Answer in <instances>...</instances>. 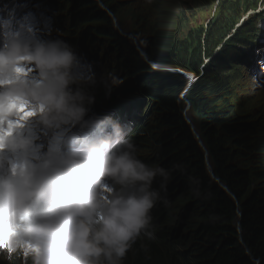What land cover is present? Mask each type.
<instances>
[{"label":"clouds","instance_id":"9594fccd","mask_svg":"<svg viewBox=\"0 0 264 264\" xmlns=\"http://www.w3.org/2000/svg\"><path fill=\"white\" fill-rule=\"evenodd\" d=\"M34 1L38 9L57 19L60 28L68 0ZM83 1L85 10L77 9L62 26L74 50L62 39L38 37L27 24L30 16L19 22L32 8L30 0H0V264H132L151 255L153 243L174 245L187 240L194 229L199 178L182 163L163 165V143L144 139L137 144L144 120L160 114L159 108L143 96L145 83L137 73L136 54L131 56L114 37L110 47L104 48L93 36L95 29L87 27L94 22H89ZM108 1L125 19V24L120 23L122 30L128 20H134L128 26L133 34L123 33L112 13L99 30H113L132 42L146 63L142 48L149 44L158 57L149 40L168 23L156 24L154 31L147 32L143 24L139 26L133 6H168L171 22L173 13L194 0ZM241 1L245 10L236 33L225 39L208 62L241 74L232 85L239 103L248 101L246 92L237 87L241 79H251V89L264 98V59L259 60L250 47L239 49L243 42H238L264 33V0H254L248 9L247 0H211L201 3L194 17V25L200 27L199 14L213 10L211 23L201 26L205 28L220 15L219 2ZM8 9L14 13L7 15ZM147 14L140 11L138 19ZM158 17L155 14L153 21ZM146 34L147 44L142 40ZM157 44L161 47L160 41ZM261 48L263 53L264 41L257 46ZM115 59L119 64L115 65ZM158 67L154 70L176 75L188 84L197 78L164 64ZM88 71L90 75L85 74ZM110 72L118 76H108ZM125 79L127 84L114 91ZM241 104L252 121L264 126V114L254 115L246 102ZM129 114L133 119H122ZM171 122L169 116L167 123ZM150 144L158 149L155 155ZM200 150L212 178L205 151ZM153 156L158 165L147 160Z\"/></svg>","mask_w":264,"mask_h":264},{"label":"trees","instance_id":"16d2710c","mask_svg":"<svg viewBox=\"0 0 264 264\" xmlns=\"http://www.w3.org/2000/svg\"><path fill=\"white\" fill-rule=\"evenodd\" d=\"M74 1L73 9L81 6L85 10L83 0ZM253 1L247 0L246 9ZM207 2L211 0H194L173 13L166 29L158 30L162 31L158 39L161 49L156 50L159 56L149 44L142 48L146 63L132 42L113 30L99 31L97 41L104 46L108 45L103 41L105 36L109 43L114 37L124 44L131 56L136 54L137 73L145 83L143 96L154 100L159 108L160 114H152L150 119L144 120L142 135L136 136L137 144L141 145L144 139H151V144L163 143V165L182 163L199 178L201 186L196 221L189 238L174 245L155 242L151 255L132 264H264V126L252 121L246 107L235 101L232 85L240 77L239 72L208 63L225 39L236 33L234 30L245 10L244 1L230 5L219 2L220 15L210 26L194 25L201 3ZM85 4L87 18L94 22V26L88 24V29L93 27L96 31L100 23L110 21L112 13L121 31L133 34L128 26L122 30L125 19L112 2L85 0ZM126 10L131 14L129 8ZM109 32L111 36L106 34ZM247 38L238 42L250 44L251 41H245ZM162 64L197 78L189 85L176 75L157 71ZM169 116L172 117L170 124L167 123ZM151 144L154 155L158 149ZM200 148L205 151L211 180ZM147 160L159 164L154 156ZM231 181L242 192L234 188ZM189 242L198 245L189 246ZM214 247H218L216 251ZM209 257L212 260H204Z\"/></svg>","mask_w":264,"mask_h":264},{"label":"rangeland","instance_id":"374dc122","mask_svg":"<svg viewBox=\"0 0 264 264\" xmlns=\"http://www.w3.org/2000/svg\"><path fill=\"white\" fill-rule=\"evenodd\" d=\"M26 1H29V0H26ZM30 1L32 4V7H34L36 4L35 1L34 0H30ZM215 1H217V0H215ZM133 8L135 10V13H137L136 20L138 21L139 26L141 24H143V26L145 27V31H147V32L151 33L152 30L154 31V27L156 26V24L169 23L168 14H170L171 11L168 9V6H164V5L149 6V5H146L145 7H143L142 5H134ZM140 11L148 12L147 18H144L142 21L140 19H138V15H140ZM212 13H213V10L212 11L207 10L204 12L203 15L199 14V18L201 20L200 26L208 25L211 23V18H212L211 14ZM155 14L159 15V17L157 18V21H156V19H154V21H153V16ZM29 16H30V18L27 20V24H31L35 21L37 22V20H38V22H40L39 19H34V18L32 19L31 18L32 15L28 14V13H26L25 16H23L21 19L23 21H25L27 19V17H29ZM128 23H129L128 26H130L132 23H134V20L130 19V20H128ZM52 31H54L53 28H52ZM42 32H50V31H48V25H44L42 27ZM60 35L61 34H59V36ZM161 35H162V32L155 31V35L151 36V38L155 43H158L159 42L158 39ZM116 46H118L117 48L119 49V45H116ZM103 47L106 48V46H104V45H103ZM109 47H110V45L107 46V48H109ZM126 68H128V67H126ZM116 76H118L117 73H116ZM125 84H127V79H125L123 81L120 80V85H118V87H115L114 91L120 89ZM237 87L246 92L245 98L248 101L241 99L242 100L241 103L246 102L247 108L254 115L264 114V98L258 94V92L255 88L251 89V84L249 83V81L247 82V81L241 79V81L238 82ZM89 91H91V90L88 89V92Z\"/></svg>","mask_w":264,"mask_h":264},{"label":"bare ground","instance_id":"6f19581e","mask_svg":"<svg viewBox=\"0 0 264 264\" xmlns=\"http://www.w3.org/2000/svg\"><path fill=\"white\" fill-rule=\"evenodd\" d=\"M23 1H26V0H20V2H23ZM75 4H76V2L73 0L71 3H70V0H68L67 1V3L65 4V6L63 7V9L65 10V14L63 15V18H62V20L60 21V23H59V26H60V28L58 27V25H57V19L55 18V17H53V16H51V15H48V14H45L44 12H42L40 9H38L37 8V5L35 4V6L34 7H32V8H30L29 9V12H28V14H31L32 15V19L34 18V19H39L40 20V22H38V20H37V22L35 21V22H33V23H31V24H29L30 26H32L33 27V29H34V31H35V33H36V35L38 36V37H40V38H42V39H56V38H58V39H62V40H64L66 43H68L69 45H71L73 48H74V50H75V45L73 44V42L65 35V31L62 29L63 27V23H64V21L65 20H67V19H70V17H73V15H75V13H76V10L77 9H82L81 8V6H77V9H73V7L75 6ZM40 5V4H39ZM41 6V5H40ZM73 6V7H72ZM41 8H43L42 6H41ZM44 9V8H43ZM69 15H71V16H69ZM25 16V15H24ZM23 17V16H22ZM22 17H20V19H19V22H23V20L21 19ZM48 21V22H47ZM44 25H48V31H50V32H42V27L44 26ZM52 28H53V30L54 31H52ZM99 28L96 30V31H94V34H93V36L95 37V39L97 40V38H99L100 36H99ZM235 32V31H234ZM59 34H61L60 36H59ZM147 39H148V35H144L143 37H142V40H143V42H145L146 44H147ZM109 39H108V37H104L103 38V41H105L106 42V44L108 43V45H109V41H108ZM262 41H264V33L262 34V35H257V36H253L252 37V40H251V43L250 44H242L240 47H239V49H244L245 47H250L249 49H253V51H255V52H257V56L259 57V60H262V59H264V52L263 53H261V51H262V48L261 49H257V46H258V44H260V42H262ZM149 42H150V44L152 45V46H154V49H156L157 51H160V49H161V47H159V44H157V43H155L152 39H150L149 40ZM107 45V46H108ZM261 53V54H260ZM79 54L82 56V53H80L79 52ZM88 54V53H87ZM260 54V55H259ZM256 60H258V59H256ZM86 60H84V62H85ZM87 63H89V61L87 62ZM251 62H249V64H250ZM87 65V64H86ZM262 65H264V64H262ZM92 71H88V72H85V74L86 75H90V73H91ZM255 71H253V72H251V74H253ZM186 73V72H185ZM114 75V73H112V72H110L109 74H108V76L109 75ZM114 76H116V75H114ZM247 82L249 81V83H250V81H251V79H248V78H246L245 79ZM195 84V83H194ZM190 85V84H189ZM116 87H118V86H116ZM90 90H91V88H90ZM141 110V109H140ZM141 111H143V110H141ZM105 112L107 113V110H105ZM144 112V111H143ZM145 114H147L146 112H144ZM123 120H127V119H133V115L132 114H129V115H126V117H123L122 118ZM122 119H120V122H123V120Z\"/></svg>","mask_w":264,"mask_h":264},{"label":"water","instance_id":"95a60500","mask_svg":"<svg viewBox=\"0 0 264 264\" xmlns=\"http://www.w3.org/2000/svg\"><path fill=\"white\" fill-rule=\"evenodd\" d=\"M174 72H176V71H174ZM176 73L182 76V74H181V73H179V72H176ZM183 76H185V75H183Z\"/></svg>","mask_w":264,"mask_h":264}]
</instances>
